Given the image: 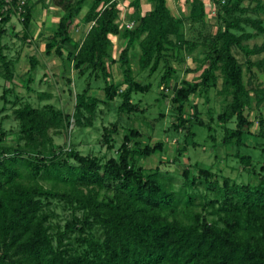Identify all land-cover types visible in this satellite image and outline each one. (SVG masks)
Returning <instances> with one entry per match:
<instances>
[{
	"label": "trees",
	"instance_id": "16d2710c",
	"mask_svg": "<svg viewBox=\"0 0 264 264\" xmlns=\"http://www.w3.org/2000/svg\"><path fill=\"white\" fill-rule=\"evenodd\" d=\"M86 1H54L67 14L46 45L48 55L54 51L61 58L64 47L72 45L67 60L81 75L89 71V78L104 81V99L93 95L90 86L77 94L73 118L79 127L91 126L98 106L117 97L122 99L120 112L140 111L133 95L149 92L152 85L134 76L130 53L138 46L140 72L153 76L161 69L160 86L173 92L175 131L186 129L190 133L196 122L212 131L210 123L200 119L191 97H208L221 79L218 94L230 97L217 116L224 130L223 143L248 147L254 122L246 112L264 104V83L258 75L264 73V59L251 58L264 53V44L251 47L247 42L264 34V0H249L248 6L244 5L246 0H227L224 4L213 0L218 7L216 32L206 22L203 0H187L189 13L181 18L172 15L167 0H148L152 10L144 15L141 0H133L131 20L135 26L131 29H122L117 23L119 0H93L84 16V22L92 26L81 42H75L69 29ZM34 2L46 4L48 0H27L24 13L18 16L25 38L31 29ZM1 10L0 4V77L12 82V62L4 53L3 38L4 25L16 13ZM187 25L189 32H197L195 39L188 38ZM111 35L126 41L118 60L124 77L121 84L109 81L108 62L116 63ZM234 48L244 54L245 63L235 56ZM175 49L177 56L183 50L193 53L200 49L203 57L190 71L201 72L197 81L172 84L178 74L171 63ZM35 67L36 60L32 59ZM32 80L29 78L28 84ZM162 94L165 96L164 91ZM39 98L48 100L51 95L41 93ZM188 104L193 113L186 118ZM14 113L26 145L14 151L2 146L5 134L0 136V264H264V176L256 186L238 185L230 179L221 184L209 169H198L193 177L186 170L185 183L175 191L171 175L139 165V158L163 152L162 142L145 147L135 143L131 148L139 136L138 131L131 130L124 136L117 157L103 162L77 149L56 152L48 147L52 142L49 132L58 134L66 129L71 115L52 106L38 109L29 103ZM234 120L236 127L231 128ZM258 124V138L264 139L263 117ZM118 132L114 124L103 133L110 150ZM238 158L245 166L253 164L249 155ZM54 201L71 212L63 227L52 222L57 217L52 210Z\"/></svg>",
	"mask_w": 264,
	"mask_h": 264
},
{
	"label": "rangeland",
	"instance_id": "374dc122",
	"mask_svg": "<svg viewBox=\"0 0 264 264\" xmlns=\"http://www.w3.org/2000/svg\"><path fill=\"white\" fill-rule=\"evenodd\" d=\"M54 1L49 0L46 4L34 2L31 29L27 38H25L26 32L18 15L14 14L11 21L4 25L6 30L3 38L4 53L7 59L12 62L14 80L10 82L0 77V136L5 134L2 146L10 147L14 151L25 148L26 143L20 138V123L14 113L16 109L26 103L38 109L52 106L72 116L70 125L66 129L58 134L54 131L49 132L52 142L48 147L56 152L77 149L84 156L98 157L106 162L117 157V151L123 143L124 136L131 130H136L139 132V136L132 141L131 148H134L135 143H139L141 147H145L147 144L154 145L158 142L164 143L163 152H157L146 159L139 158V165L147 170L159 168L162 173L171 175L175 179L173 184L175 191L180 190L185 183L186 179L183 173L186 170L190 172V177H193L198 175V169H209L218 175L221 184L224 179H230L238 185L256 186L260 183L264 176V171L261 170L264 165V139L258 138V121L259 117L264 118V104L260 109L246 112L249 119L254 122V127L249 131L248 147L238 148L235 145L224 144V130L222 124L217 120V116L223 112L230 97L218 94L222 87L220 79L218 88L212 90L208 97L205 95L191 97V104L197 107L200 119L206 125L210 123L212 131L198 125L197 122L191 127L190 133L186 129L175 131L173 126L177 123V111L172 102L173 92L163 90V87L160 86L163 74L161 69L153 76H149L148 72H140L141 51L138 46L130 53L134 76L137 81L152 85L149 92L133 95L132 101L139 105L140 111L132 114L120 112L119 107L122 99L117 97L111 103L98 106L95 114L91 117V126L79 127L73 118L77 94L82 93L90 86L93 95L104 99L105 84L102 79L89 78V71L81 75L75 69L74 63L67 60L68 53L73 50L72 45L64 47L63 58L57 56L54 51L51 55L46 53V45L56 34L61 18L67 14L65 10L56 6ZM92 1H86L69 29V34L75 42H81L92 26V24L84 22V16L91 7ZM132 1L119 0L121 14L117 23L122 29H131L135 26V22L131 20L135 11L131 4ZM168 1L173 11L181 10L185 15L189 13L190 5L186 2L187 0ZM203 1L206 4L207 24L214 26L213 31L216 32L217 4L213 0ZM249 3V0H246L244 5L248 6ZM141 5L142 13H146L150 7L152 8L146 0H141ZM1 26L0 24V29ZM188 29H190L189 25L186 30ZM187 33L189 39L197 37L196 31L189 32L188 30ZM110 39L113 43L111 54L116 63L108 62L111 72L109 81L121 84L124 77L118 60L126 41L112 35ZM247 44L251 47L264 44V34H259ZM234 54L240 62H246V57L239 49L234 48ZM172 55L171 63L178 71L177 79L172 84L180 85L185 80L197 81L201 72L190 71L198 66L197 59L203 57L202 53L200 54V49L193 53L183 50L178 56L175 49L172 51ZM32 59L36 60L35 68H32ZM251 59L252 61L264 59V53ZM258 75L260 81L264 83V73L258 72ZM29 78L33 80L28 84ZM121 89H126V86H122ZM163 91L165 96L162 94ZM41 93H48L51 98L41 100L39 98ZM14 102L18 105L15 106ZM191 104L185 107L186 118L192 117ZM87 116L89 117L88 114ZM114 124L118 125L119 132L114 135L115 146L113 150H110L102 137L105 129H109ZM229 126L235 128V120ZM211 135L214 140L211 139ZM241 155H249L253 164L251 166L242 164L238 158ZM199 203L200 199H197V204ZM68 209L65 206L63 208V204L54 201L52 210L56 212L57 217L52 222L55 226L63 227L65 225V219L71 217V212ZM210 219H215V217L210 216Z\"/></svg>",
	"mask_w": 264,
	"mask_h": 264
},
{
	"label": "built area",
	"instance_id": "2783aa9c",
	"mask_svg": "<svg viewBox=\"0 0 264 264\" xmlns=\"http://www.w3.org/2000/svg\"><path fill=\"white\" fill-rule=\"evenodd\" d=\"M49 1V0H48ZM227 0H222L224 4ZM27 0H0V4L3 7L1 12L8 13L14 11L18 16L24 13V7L26 6Z\"/></svg>",
	"mask_w": 264,
	"mask_h": 264
},
{
	"label": "crops",
	"instance_id": "0c3cea01",
	"mask_svg": "<svg viewBox=\"0 0 264 264\" xmlns=\"http://www.w3.org/2000/svg\"><path fill=\"white\" fill-rule=\"evenodd\" d=\"M143 1V0H142ZM146 2H148V0H146ZM148 4H151V3H149L148 2ZM142 6V5H141ZM151 6H152V4H151ZM167 6L169 7V9L171 10V13H172V15L173 16H175V17H177V18H181V17H184V16H186L185 15V13H183L184 11H182L181 12V10L180 11H177V10H175V11H173L172 9H171V7L169 6V1L167 0ZM152 10V8L150 7V9H149V11H151ZM149 11H147V12H149ZM146 12V13H147ZM143 15L145 14V13H142ZM206 22H207V17H206Z\"/></svg>",
	"mask_w": 264,
	"mask_h": 264
}]
</instances>
